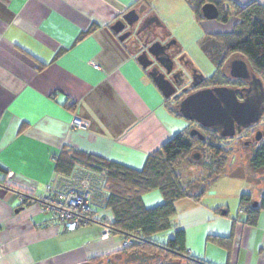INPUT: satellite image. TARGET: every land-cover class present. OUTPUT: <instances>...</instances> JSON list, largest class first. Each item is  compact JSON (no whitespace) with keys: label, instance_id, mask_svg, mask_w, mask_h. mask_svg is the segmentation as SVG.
Segmentation results:
<instances>
[{"label":"crops","instance_id":"crops-1","mask_svg":"<svg viewBox=\"0 0 264 264\" xmlns=\"http://www.w3.org/2000/svg\"><path fill=\"white\" fill-rule=\"evenodd\" d=\"M131 9L156 17L147 0H0V264L112 262L123 250L121 237L103 238L112 210L95 201L96 219L74 231L40 211L64 177L56 159L81 152L140 170L186 129L111 29ZM234 19L230 29L203 19V39L232 33ZM213 196L179 200L170 238L184 230L189 255L211 264H264V210L250 225ZM143 200L164 202L157 190Z\"/></svg>","mask_w":264,"mask_h":264},{"label":"trees","instance_id":"trees-1","mask_svg":"<svg viewBox=\"0 0 264 264\" xmlns=\"http://www.w3.org/2000/svg\"><path fill=\"white\" fill-rule=\"evenodd\" d=\"M186 1L191 5L199 21L203 20L201 9L207 3H214L217 6L219 22L228 23L233 18L236 19L232 33L207 36L202 40L201 49L214 62L219 63L217 56L223 57L222 53L238 52L257 70L264 73V6L252 2L246 7H239L232 0ZM211 49L225 51H215L214 55L217 53V56L214 59ZM165 103L170 111L181 117L176 108L170 106L168 101ZM207 136H210L212 139L210 141L214 143L221 141L218 135ZM203 143L205 142L199 137L192 136L188 129H184L160 150L150 155L140 170L81 152H63L56 159L55 173L56 176L70 177L80 168L93 173L94 176L98 175L102 183L100 191L106 192L101 206L112 210L114 214V222L108 225L111 233L123 240L132 241L129 248L119 253L126 256L128 264H152L154 260L160 258L163 259L160 264H211L189 255L185 246L184 230H175L174 236L164 243L156 239L160 232L174 229L176 203L184 198L200 201L209 181L218 179L226 173L251 180L248 175L241 172L242 170H238V173L224 172L229 159V152L226 151L228 149L218 143H211L207 147L210 156L208 163L210 175L185 186L178 168L184 160H189L187 157ZM248 162L251 172L264 175V145L249 156ZM155 190L163 195L164 202L156 207L147 208L143 198ZM252 203L254 201L251 194L244 193L241 196L240 207L246 215V223L255 225L260 212L264 210V195L257 207H253Z\"/></svg>","mask_w":264,"mask_h":264},{"label":"rangeland","instance_id":"rangeland-1","mask_svg":"<svg viewBox=\"0 0 264 264\" xmlns=\"http://www.w3.org/2000/svg\"><path fill=\"white\" fill-rule=\"evenodd\" d=\"M150 7L152 13L158 17L159 21L154 22L153 32L158 35L160 39H164L166 43H173L171 48L172 56L175 61L181 63L183 67L188 66L199 71L204 77L211 75L214 72V66L211 61L204 55L201 50V42L206 35L203 23L199 21L191 5L186 0H151ZM236 20V19H234ZM217 21H208L206 23H216ZM231 20L228 23L219 24L229 29L232 28ZM221 23V22H219ZM234 24V23H233ZM215 25V24H213ZM230 32V31H229ZM186 64V65H185ZM186 68V67H185ZM174 107V104L170 103ZM186 129H189V123L181 118ZM210 136L203 144H198L199 149L194 150L187 159L184 160L178 171L181 173L184 185H191L193 181H199L210 175L208 167L209 158L207 147L212 144L220 145L229 152V159L224 167V172H237L242 170L246 176L251 178L250 181L242 177L230 176L228 173L222 175L218 179L211 180L205 186L204 192L207 197L217 195V202L226 204L228 208L233 211H242L240 207L241 196L244 193H255V197L260 199L264 195V175L254 174L249 168V156L251 150L243 147L242 143L236 144L234 147L223 141H210ZM198 157L195 158L194 155ZM200 161V162H199ZM198 162V163H196ZM211 182V183H210ZM220 198L225 199L223 202ZM254 201V200H253ZM253 204V203H252ZM227 208V207H226ZM172 236V230L160 232L156 239L160 242H166ZM163 259H156L152 264H160ZM125 255L119 254L113 257L111 261H99L93 264H128Z\"/></svg>","mask_w":264,"mask_h":264},{"label":"flooded vegetation","instance_id":"flooded-vegetation-1","mask_svg":"<svg viewBox=\"0 0 264 264\" xmlns=\"http://www.w3.org/2000/svg\"><path fill=\"white\" fill-rule=\"evenodd\" d=\"M139 15L141 16V21L150 16H142L140 13ZM149 23L148 19L145 23L147 28L139 34V25L132 28L127 27L122 33H131V36L123 44L135 58L145 53L147 54L151 45L157 41H160L165 46L162 52L161 49H156L158 52H161L159 56L148 54L146 62L150 66L147 69L141 68L152 82V74L156 76L163 75L164 79L170 82L175 92L169 99L165 100L174 104V108L178 111L181 102L187 96L201 90L215 88L235 90L237 92V100L241 104L250 103L253 106L259 105L260 114L258 120L245 126L235 121L236 127L233 137L223 138L221 136L223 130L218 126L205 129L199 123L183 118L189 123V133L193 129L199 130L205 137L203 142L206 141L207 135L214 134L218 135L221 141L226 143V146L229 144L234 147L236 144L240 145L242 143L243 147L251 150V154L261 148L264 145V73L257 70L244 55L238 52L222 53L223 57H220V55L217 56V53L214 55V52L225 50L211 49L214 59L217 56L219 62L217 63L201 49L214 66V72L204 77L199 71L193 69L192 66H185V68L181 63L176 62L171 54V51H173L171 45L173 43L168 44L164 39H160L158 35L154 34V24L150 23L149 25ZM238 61L244 62L247 65L246 70L242 68L233 70V65Z\"/></svg>","mask_w":264,"mask_h":264},{"label":"water","instance_id":"water-1","mask_svg":"<svg viewBox=\"0 0 264 264\" xmlns=\"http://www.w3.org/2000/svg\"><path fill=\"white\" fill-rule=\"evenodd\" d=\"M201 15L204 20L215 21L219 18V10L214 3H207L202 7ZM148 17L141 21V16L137 10L131 9L118 19L112 25L111 29L118 36L119 41L124 43L131 36V33H122L127 27L132 28L139 25V34L147 28L145 23L148 19L151 24L159 21L154 15ZM156 49H161L162 52L165 46H163L160 41H157L151 45L147 54L145 53L136 58L138 64L143 69H147L150 66V64L146 62L148 54L159 56L161 53ZM246 66L244 62L238 61L233 65V70L245 69ZM152 76L153 83L164 98L169 99L175 92L173 86L164 79L163 75L156 76L152 74ZM178 112L182 118L197 122L205 129L217 126L220 127L223 130L221 132L223 138L234 136L236 127L235 121L245 126L257 121L260 114L259 105L253 106L250 103H239L237 100V92L228 88L205 89L191 94L181 102ZM190 134L192 136H198L201 141L205 139L204 135L199 130L193 129ZM197 157L198 155L196 154L195 158ZM257 206L258 202H254L253 207Z\"/></svg>","mask_w":264,"mask_h":264},{"label":"built area","instance_id":"built-area-1","mask_svg":"<svg viewBox=\"0 0 264 264\" xmlns=\"http://www.w3.org/2000/svg\"><path fill=\"white\" fill-rule=\"evenodd\" d=\"M95 67H98L95 65ZM86 123L74 119L73 127L86 128ZM64 180V181H63ZM100 178L84 169H77L72 176L59 180L54 187L49 186L47 194L38 200L40 211L59 221L65 231H74L87 225L96 219V212L92 204L96 201L100 205L105 200L106 192L101 190ZM107 218L102 221L107 222ZM111 234L106 227L103 238L107 239ZM131 239L123 240L122 248H129Z\"/></svg>","mask_w":264,"mask_h":264}]
</instances>
